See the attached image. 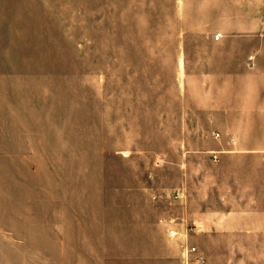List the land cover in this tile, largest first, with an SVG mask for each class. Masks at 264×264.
<instances>
[{
	"label": "rangeland",
	"instance_id": "obj_1",
	"mask_svg": "<svg viewBox=\"0 0 264 264\" xmlns=\"http://www.w3.org/2000/svg\"><path fill=\"white\" fill-rule=\"evenodd\" d=\"M199 2L0 0L1 262L183 264L185 232L203 264L243 260L206 223L238 177L217 152L236 134L185 88Z\"/></svg>",
	"mask_w": 264,
	"mask_h": 264
},
{
	"label": "crops",
	"instance_id": "obj_2",
	"mask_svg": "<svg viewBox=\"0 0 264 264\" xmlns=\"http://www.w3.org/2000/svg\"><path fill=\"white\" fill-rule=\"evenodd\" d=\"M199 4L198 22L186 26L185 33L206 36L207 54L197 71H189L185 60V88L196 83L203 89L207 100L200 109L236 134L223 138L217 152L223 161L236 162L238 177L237 203L231 206L237 211L206 223L220 226L225 241L236 237L237 245L226 248L227 256L243 258L237 264H264V0Z\"/></svg>",
	"mask_w": 264,
	"mask_h": 264
},
{
	"label": "built area",
	"instance_id": "obj_3",
	"mask_svg": "<svg viewBox=\"0 0 264 264\" xmlns=\"http://www.w3.org/2000/svg\"><path fill=\"white\" fill-rule=\"evenodd\" d=\"M221 37V34H218L216 36L217 39H219ZM168 237L171 239H175L177 237H179V235L181 234L179 230H177L176 228L172 227V224H168ZM183 237H184V243L182 245V257H183V264H203L205 262L202 254H200V252H198V248L195 246H191L189 244V240H188V233H183Z\"/></svg>",
	"mask_w": 264,
	"mask_h": 264
}]
</instances>
